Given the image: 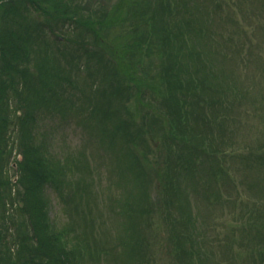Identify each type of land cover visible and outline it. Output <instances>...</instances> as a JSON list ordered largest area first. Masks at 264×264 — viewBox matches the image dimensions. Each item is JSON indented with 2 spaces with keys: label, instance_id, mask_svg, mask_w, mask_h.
<instances>
[{
  "label": "trees",
  "instance_id": "trees-1",
  "mask_svg": "<svg viewBox=\"0 0 264 264\" xmlns=\"http://www.w3.org/2000/svg\"><path fill=\"white\" fill-rule=\"evenodd\" d=\"M232 1L0 0V264H98L102 253L145 263L152 224L174 264H195L198 196L239 207V243L264 264V110L254 143L239 149L225 138L234 131L229 96L249 89L230 82L213 43L224 31L246 33ZM259 2L253 13L264 18ZM145 99L152 111L135 105ZM65 117L115 173L109 248L48 216V191L62 200L89 194L85 152H57L45 138Z\"/></svg>",
  "mask_w": 264,
  "mask_h": 264
},
{
  "label": "rangeland",
  "instance_id": "rangeland-1",
  "mask_svg": "<svg viewBox=\"0 0 264 264\" xmlns=\"http://www.w3.org/2000/svg\"><path fill=\"white\" fill-rule=\"evenodd\" d=\"M115 0H110L109 5ZM260 0H234L231 4L234 7L235 16L239 17L242 24L246 27V33H230L215 35V47L219 53H226V59L221 60L220 64L224 73H229L231 83L248 88V96L244 97L240 93L235 96H229L232 102L227 111L230 118L227 119V127L234 131L229 133L226 130V139L233 138L234 144L239 149L245 144L250 145L259 137L263 130V121L260 112L264 110V18H256L254 7ZM108 5V4H107ZM246 12H252V16L244 17L241 8ZM251 14V13H250ZM254 19H258L259 21ZM54 36V35H53ZM233 36V40H230ZM109 44H111V41ZM109 52L106 51V55ZM221 58V55H220ZM82 77H86V71L78 72ZM239 101V102H238ZM241 101V102H240ZM142 112L152 111L155 102L145 99L135 103ZM259 111V112H258ZM155 112V110H154ZM65 119L56 120L52 128H47L45 134L46 141L49 142V149L57 152L84 151L89 163L88 187L89 194H75L71 199H59L54 191L50 190L48 194V216L51 222L59 227L64 224L72 226L70 234L81 233L80 230L85 228L86 241L89 244L97 243L99 246L111 247L114 243L113 236L115 233L113 213L109 210V195L119 193L113 184L109 181L111 175L107 166L110 168V162H102L97 154L90 153L93 150V144L87 139L86 131L76 125L73 120ZM48 125V122H45ZM48 127V126H47ZM216 125H214V129ZM154 132L156 128L154 127ZM228 136H230L228 138ZM237 140V142H236ZM158 142V141H157ZM155 140H152L154 150L158 152V146ZM162 150H163V145ZM13 154L17 155L14 151ZM166 157L163 155L161 159ZM237 163L235 162V165ZM12 165V164H11ZM8 173L14 179L16 177L13 166L9 167ZM233 173V171H232ZM235 196V195H233ZM150 198L154 201V192H151ZM200 196L193 201L194 210L199 208L201 220L196 226V252L194 254L195 264H253L252 261L244 254L247 250V243H239L241 231L234 225L238 219L239 207L232 205L224 200L223 203H212L207 200H200ZM75 208V209H74ZM196 212V211H195ZM164 221L158 223L164 229ZM145 227L143 234L144 241L147 244V262L141 264H174L173 256L164 248V238L156 236L155 225ZM152 229V230H151ZM85 235L82 237L84 239ZM164 235V234H163ZM143 238V237H142ZM198 238V239H197ZM200 252V253H199ZM81 264H94L86 260ZM98 264H120L110 255L102 256L98 259Z\"/></svg>",
  "mask_w": 264,
  "mask_h": 264
}]
</instances>
